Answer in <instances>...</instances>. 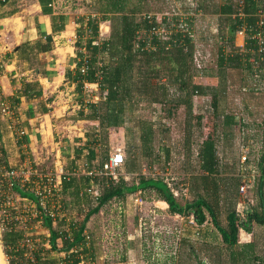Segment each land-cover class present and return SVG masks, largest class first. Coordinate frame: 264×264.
I'll use <instances>...</instances> for the list:
<instances>
[{"label": "trees", "instance_id": "16d2710c", "mask_svg": "<svg viewBox=\"0 0 264 264\" xmlns=\"http://www.w3.org/2000/svg\"><path fill=\"white\" fill-rule=\"evenodd\" d=\"M96 1L95 11L80 16L77 21L79 27L76 47L79 60L75 80L78 89L84 87L85 82H97L102 96L98 103H88L91 108L89 113L84 115L83 111L80 112L84 116L82 118L97 119L102 126L104 136L100 144L101 167L110 156L109 152L112 148L109 140L110 132L125 123L130 104L145 99L153 104L159 103L164 108L168 106L169 110L171 107L184 104L188 116L193 117L192 111L196 101L202 99L206 104L203 105V114L198 115V123L201 125V120L205 116V127L209 128L199 151L201 168L205 174L193 177L192 187L195 197L186 200L185 203L177 199L176 194L163 179L152 178L142 173L131 182L125 176H121L117 181H109L107 176L97 177L96 181L101 186L99 202L87 210L82 220L70 219L67 230H64L63 218L59 221L61 223L58 222L55 226L49 216H43V227L50 230L51 252L61 249L70 251L76 246L80 247L78 252H70L59 262L78 264L82 259L87 262L96 261L98 259L96 242L91 234H89L90 239L85 235L90 218L99 213L113 198H125L133 192L151 188L161 195L172 214L192 215L199 225L204 224L210 217L219 233V237L211 240L209 238L214 234L208 233L206 243L182 238L173 264H264V259L257 253L254 241L241 243L239 240L240 228L249 231L252 223L264 225V146L258 162L260 174L256 175L253 183L257 202L250 203L251 206L245 211L246 215L240 217L237 205L241 199L240 188L243 180L238 176L235 182L228 181L233 184L235 196L230 190L227 193L222 191L221 178H219L221 163L217 147L221 123L231 126L235 122V115L222 114L220 91L197 80L198 70L194 65L195 43L179 31L167 37L153 35L148 39L151 23L143 15L150 13L151 10L147 7L146 0ZM201 1L204 2L202 6L200 5L203 8L209 0ZM211 1L218 3L220 0ZM239 2L240 0H222L220 6L214 5L217 6L213 10L220 16L224 46L230 47L228 52L222 45L219 47L218 65L221 69L227 66L241 68L249 73L253 71L254 75L260 77L263 76L261 73L264 71V50L259 49L258 39L254 35L258 29L260 15L264 12V0H243V16L237 15ZM189 17L188 19H191ZM173 19L176 22L180 20L177 16ZM55 21L59 25H56ZM64 21L63 14H52L54 31L64 29ZM104 21L110 23V34L107 39L100 41V24ZM243 27L246 32L245 44L240 47L235 45V35ZM137 38H140L139 46L135 44ZM83 39L85 44L81 45ZM83 46L85 52L81 50ZM16 49L20 53V58L35 64L38 54L44 51L43 40L38 38L27 41ZM84 62L87 66L85 72H82ZM256 62L261 66L260 68L259 65H255ZM250 81L253 84L254 81ZM260 83L250 90H259ZM21 90L27 97L32 93L40 94V90L35 91L34 85L28 82L22 85ZM15 95L16 93L13 97L18 102ZM188 121L191 126L192 121L189 119ZM142 129L143 138L153 134L151 126L145 125ZM88 183L89 177L85 174H71L65 176L63 188L72 190V196L78 198L81 196L79 186L84 187ZM16 189L23 195L34 198V194L22 190L19 186H16ZM222 199L226 200L227 206L225 220L221 216ZM59 238L62 239L60 248L57 244ZM11 240L10 242L5 236L2 237L7 256L9 251L6 245L9 242L12 244L14 237ZM36 258L40 264L55 262L43 252H36ZM10 264L16 263L10 259Z\"/></svg>", "mask_w": 264, "mask_h": 264}, {"label": "rangeland", "instance_id": "374dc122", "mask_svg": "<svg viewBox=\"0 0 264 264\" xmlns=\"http://www.w3.org/2000/svg\"><path fill=\"white\" fill-rule=\"evenodd\" d=\"M96 3V0H56L57 10H66L79 16L94 12ZM146 3L153 13H171L179 19L188 20L189 16L194 19L196 44L200 48L198 62L201 66L204 64L203 69L196 66L197 80L220 91L222 114L235 115V122L231 126L221 123L219 127L217 147L221 163L219 171L221 188L224 193L230 190L235 196L233 184L228 181L232 183L235 182V178L241 177L243 180L240 188L241 199L237 208L240 213L245 212L248 203L257 202L256 189L254 185H249V181L245 182L244 175L260 174L258 162L264 146V71L261 73L263 76L257 77L253 71L249 73L241 68L219 67V47L222 45L226 52L230 48L224 46L220 16L213 10L217 5L220 6L222 0L218 3L209 0L203 8L201 6L204 2L201 0H146ZM215 4L217 5L214 6ZM105 25L110 26L109 21L102 22L101 27V31L107 36L110 31L106 33ZM244 36L245 32L244 34L237 32L235 45L242 47L245 44ZM5 64L4 58L0 60V69H4ZM255 65L258 66V62ZM260 67L259 65L258 68ZM257 72L259 73V70ZM1 80V84L9 82L6 76ZM250 80L254 81L253 84ZM259 82H261L259 90L251 91L250 88H256ZM2 102L1 98V116L9 119L8 116L13 115V110L10 108V113L4 112ZM205 104L202 99L196 101L192 111L193 117L188 116L184 104L171 107L170 110L168 106L164 108L159 103L153 104L145 99L130 104L125 123L113 129L109 139L112 144L111 152L120 148L126 153V161L119 178L125 176L131 182L142 173L152 178L163 179L181 203L192 200L195 197L193 177L205 174L201 168L199 151L209 128L205 127V116L201 120V125L198 123V115L203 114ZM188 119L192 121L191 126ZM145 125L151 126L153 134L143 138L142 128ZM244 155L249 156V162H243ZM46 160L45 164L37 167L49 172L53 169L54 152L50 153ZM137 192L143 200L141 205H135L136 192H133L125 198H113L99 213L90 218L87 230L96 242L98 259L90 260L88 264H173L182 238L206 243L208 233L214 234L210 240L219 237L210 217L204 224L199 225L192 215L172 214L168 204L155 190L147 188ZM67 197L65 195L64 202L68 200ZM222 200L221 216L225 220L227 206L226 200ZM65 208L63 218L70 217L66 214L67 211L72 216L75 215V220H82L88 210V207L74 202L72 205L65 204ZM24 210L23 214L28 219L27 225L32 228L31 233L36 238L37 252H43L45 256H48L49 252L52 254L50 247L46 245V229L38 227L32 213L33 207H26ZM69 221L70 219L62 222L66 224H63L64 227ZM239 240L241 243L254 241L257 253L264 259V225L252 223L249 231L243 228L239 231ZM0 244L5 255L1 233ZM7 263L9 264L8 260Z\"/></svg>", "mask_w": 264, "mask_h": 264}, {"label": "crops", "instance_id": "0c3cea01", "mask_svg": "<svg viewBox=\"0 0 264 264\" xmlns=\"http://www.w3.org/2000/svg\"><path fill=\"white\" fill-rule=\"evenodd\" d=\"M60 13L65 17V27L54 31L52 14ZM79 18L73 12L57 10L56 0H0V52L1 59L6 61L5 68L0 69V99L13 110L9 119L0 113L1 190L5 189L2 174L6 169L45 164L49 154L55 152L57 147L62 152L68 176L84 174L85 168L101 167L102 126L97 119H85L80 114L82 111L84 115L89 113L91 108L88 103H98L102 96L97 82H85V85L89 83L91 90L86 86L77 88ZM38 38L43 40L44 51L38 54L35 64L20 58L17 46ZM84 44L83 39L81 45ZM81 50L86 51L84 46ZM82 66H87L86 62ZM4 76L9 82L1 84ZM27 82L34 85L35 91L40 90V94L23 95L21 87ZM15 93L18 102L13 97ZM89 184L90 178L84 187L79 186L81 196L78 198L72 196V190L63 188L64 197L68 196L65 204L72 205L74 202L90 209L91 199L84 192ZM17 186L24 190L21 182ZM66 214L70 217L63 218L64 221L75 217L67 211ZM0 233L9 241L14 237L13 243L22 236V231ZM10 242L6 245L8 262L10 264L12 259L16 264H21V253L10 248ZM70 252L61 249L48 255L49 259L55 260L54 263H59Z\"/></svg>", "mask_w": 264, "mask_h": 264}, {"label": "built area", "instance_id": "2783aa9c", "mask_svg": "<svg viewBox=\"0 0 264 264\" xmlns=\"http://www.w3.org/2000/svg\"><path fill=\"white\" fill-rule=\"evenodd\" d=\"M243 0L239 2V10L237 15L243 16ZM143 17L151 23L148 30L147 38L151 39L153 35L158 37H167L171 34L177 33L178 31L183 33L188 38H191L195 43L194 52V65L198 69H203V66L198 62V56H200V48L196 44V29L194 26V19H180L179 22L174 21L173 14L171 13H145ZM108 22V21H106ZM102 23L100 24V39H107L109 36L105 35L101 31ZM106 31H110V26L105 25ZM240 34H244L245 27L238 31ZM140 34V33H139ZM246 37V32L244 36V41ZM254 37L258 39L259 49L264 50V12L261 13L258 29ZM136 46L140 44V38L136 39ZM2 58V52H0V60ZM86 66H82L81 70L85 72ZM91 88L89 83L85 85ZM2 110L4 112L10 113V108L5 102H2ZM24 133V132H22ZM62 152L60 147L54 152V163L53 169L49 172H44L40 170L36 165H26L22 168H8L2 174V179L4 180L5 189H0V230L5 231H22V236L19 240L12 243L10 248H14L15 251H19L22 256L21 264H40L36 258L37 244L36 238L31 233V227L27 225V216L23 214L26 207H33L32 213L36 218L38 227L46 229L45 235H47L46 245L51 248V243L49 241L50 230L47 227H43V216H49L53 225L57 226L58 222L65 216V202L63 193V180L65 176H68L64 169V164L62 160ZM249 156L244 155L242 157L243 162H249ZM126 161V153L120 148L115 149L110 153L107 162L103 167L99 168H85L84 174L90 178V184L86 187L84 191L85 194L89 195L91 201L89 207H94L98 204L99 198L101 196V186L96 181L97 177L107 176L111 180L117 181L121 175V168ZM246 178L245 182L249 185H253L256 175L253 173L252 176L249 174L244 175ZM25 191L34 194V198L30 196L23 195L16 190V186L19 183ZM134 198L135 205H141L143 202L141 195L138 196V192L135 193ZM251 206L248 203L247 209ZM246 209V210H247ZM240 217L246 215L245 212L240 213ZM80 221V220H79ZM243 228H240L241 231ZM67 230V227L64 228ZM90 233L85 231L87 239H90ZM71 238V234L68 235ZM58 246L62 245V239L57 240ZM80 247L73 246L70 251L78 252ZM7 260L9 256L5 254ZM52 264H65L64 262L52 263ZM79 264H88L87 261L82 259Z\"/></svg>", "mask_w": 264, "mask_h": 264}, {"label": "bare ground", "instance_id": "6f19581e", "mask_svg": "<svg viewBox=\"0 0 264 264\" xmlns=\"http://www.w3.org/2000/svg\"><path fill=\"white\" fill-rule=\"evenodd\" d=\"M0 264H8L0 244Z\"/></svg>", "mask_w": 264, "mask_h": 264}]
</instances>
